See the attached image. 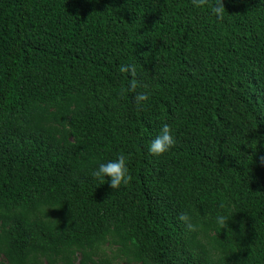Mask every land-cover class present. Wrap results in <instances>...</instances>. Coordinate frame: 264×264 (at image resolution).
<instances>
[{
    "label": "trees",
    "instance_id": "16d2710c",
    "mask_svg": "<svg viewBox=\"0 0 264 264\" xmlns=\"http://www.w3.org/2000/svg\"><path fill=\"white\" fill-rule=\"evenodd\" d=\"M222 2L0 0V264H264V0Z\"/></svg>",
    "mask_w": 264,
    "mask_h": 264
},
{
    "label": "clouds",
    "instance_id": "9594fccd",
    "mask_svg": "<svg viewBox=\"0 0 264 264\" xmlns=\"http://www.w3.org/2000/svg\"><path fill=\"white\" fill-rule=\"evenodd\" d=\"M192 4L195 7L209 6L211 13L217 18V20L222 21L224 19V13L226 10L222 0H216V3L214 5H209V0H192ZM119 71L121 73L129 74L131 79L129 81L128 91L134 92L138 85V81L136 79L137 73L135 65H121ZM134 99L135 102L139 105L141 104V102L146 101L148 99V96L144 93H140L136 95ZM175 143L176 141L174 136L172 135L170 127L165 124L161 130L160 135H158L151 142L149 152L152 155L160 156L165 152H168L172 147H174ZM260 162L261 164H264V157L260 158ZM93 175L96 178L104 181V178L107 176L109 178V187L112 190L119 189L121 185L127 186L132 180V176L129 174V169L126 166V157L123 154L118 156L117 159L114 161H109L106 164H100L98 170L93 172ZM178 219L182 222L187 223L189 230H195V226L189 223L191 218L188 216L187 213H181L178 216ZM227 222L228 218L223 215L218 216L216 219V224L221 229L228 228Z\"/></svg>",
    "mask_w": 264,
    "mask_h": 264
},
{
    "label": "rangeland",
    "instance_id": "374dc122",
    "mask_svg": "<svg viewBox=\"0 0 264 264\" xmlns=\"http://www.w3.org/2000/svg\"><path fill=\"white\" fill-rule=\"evenodd\" d=\"M111 250L112 251L114 250V247L113 246H110V248H105L104 249V253H103L105 257H108L110 259L111 264H132V263H127L126 260L123 257H121V258H114V259L111 260V254H110V251ZM100 256H102V255L99 254L98 257H97V259Z\"/></svg>",
    "mask_w": 264,
    "mask_h": 264
}]
</instances>
